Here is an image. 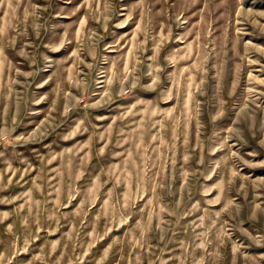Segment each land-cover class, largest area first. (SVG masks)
<instances>
[{
	"label": "rangeland",
	"instance_id": "374dc122",
	"mask_svg": "<svg viewBox=\"0 0 264 264\" xmlns=\"http://www.w3.org/2000/svg\"><path fill=\"white\" fill-rule=\"evenodd\" d=\"M0 264H264V0H0Z\"/></svg>",
	"mask_w": 264,
	"mask_h": 264
}]
</instances>
